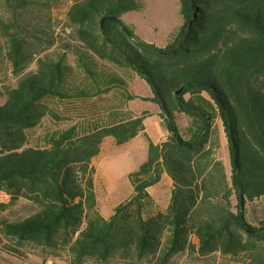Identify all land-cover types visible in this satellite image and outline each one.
<instances>
[{
  "label": "trees",
  "instance_id": "16d2710c",
  "mask_svg": "<svg viewBox=\"0 0 264 264\" xmlns=\"http://www.w3.org/2000/svg\"><path fill=\"white\" fill-rule=\"evenodd\" d=\"M178 2L181 25L160 47L124 21L142 0H0L9 14L0 18V42L17 77L0 89V192L36 206L26 217L0 218L6 238L66 251L70 264H170L182 252L264 264V218L255 220L248 210L264 202V0ZM61 3L68 4L67 39L55 17L43 13ZM121 68L149 84L168 130L165 142L145 133L147 111L123 109L122 100L138 96ZM114 90L121 98L96 123L48 131L39 145L27 143L26 132L47 114V99ZM178 114L189 119L186 127ZM218 121L228 171L217 156ZM139 133L148 139L147 158L129 175V197L105 218L96 209L91 161L105 137L122 144ZM163 173L172 180L164 211L148 192Z\"/></svg>",
  "mask_w": 264,
  "mask_h": 264
},
{
  "label": "rangeland",
  "instance_id": "374dc122",
  "mask_svg": "<svg viewBox=\"0 0 264 264\" xmlns=\"http://www.w3.org/2000/svg\"><path fill=\"white\" fill-rule=\"evenodd\" d=\"M143 6L137 12H129L124 15V21L130 25L138 37L142 40L154 43L160 47L165 46L181 25L178 0H142ZM68 7L67 3L53 6L49 11L43 10L48 15L55 17L57 31L65 28L64 13ZM8 12L0 4V18L6 20ZM69 30L62 31L63 39L69 37ZM6 43L4 39L0 42V89L13 85L17 77L12 73L11 64L6 56ZM35 63L29 65L28 70L33 69ZM122 75L125 73L130 79L127 81L129 91L137 95L131 100L124 101L123 109L134 115H140L147 111L149 116L144 120L145 133L151 141L163 143L166 140L168 130L160 118L158 104L152 101V90L147 82L129 68L119 69ZM125 75V76H126ZM140 96L146 99L140 98ZM121 94L114 90L102 96L58 100L47 99V114L34 128L28 130L27 143L39 145L41 137L48 131L64 129L75 124L96 123L105 113L106 108L117 102ZM158 111V112H157ZM181 127H186L189 119L183 114H178ZM216 128L220 135V148L217 156L223 161L227 171L231 168V160L227 139L223 132L221 123L216 122ZM148 153V139L144 133H139L135 138L117 144L112 137H105L99 153L92 159L94 167L93 179L97 199L96 209L102 215L112 212L114 206L129 197L132 185L129 175L138 170L139 166L146 160ZM162 189V186L152 188L151 192ZM0 202L7 203L4 210L0 209V218L19 219L30 215L36 210V206L29 200L20 197L11 202L10 196L0 192ZM235 204V201H234ZM248 210L255 218H264V202H259L256 207L248 205ZM253 220V219H252ZM256 220V219H255ZM17 249V250H16ZM70 264L66 251H51L46 247H37L32 243L18 245L16 242L6 238L0 232V264ZM85 264H95L87 260ZM106 264H127L110 260ZM170 264H247L242 256H221L218 253L200 257L197 254L182 252L173 257Z\"/></svg>",
  "mask_w": 264,
  "mask_h": 264
},
{
  "label": "crops",
  "instance_id": "0c3cea01",
  "mask_svg": "<svg viewBox=\"0 0 264 264\" xmlns=\"http://www.w3.org/2000/svg\"><path fill=\"white\" fill-rule=\"evenodd\" d=\"M159 108V113L161 112L160 107L158 105ZM158 112V111H157ZM158 141H155L154 143H158ZM157 186H162V189L159 188V190H155L154 193L151 192L152 188H156ZM171 190H172V180L171 178L166 174L163 173L161 176V180L148 188V192L151 195V197L153 198V200L155 201L156 205H157V209L164 211L170 201V197H171ZM112 214L109 213L107 216L103 215L105 218L109 217ZM46 264H51V261H47Z\"/></svg>",
  "mask_w": 264,
  "mask_h": 264
}]
</instances>
